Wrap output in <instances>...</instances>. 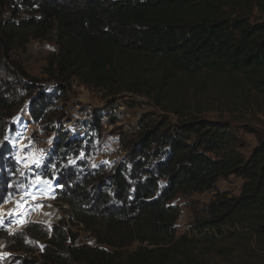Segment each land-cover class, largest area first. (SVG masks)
I'll return each instance as SVG.
<instances>
[{
	"label": "trees",
	"instance_id": "16d2710c",
	"mask_svg": "<svg viewBox=\"0 0 264 264\" xmlns=\"http://www.w3.org/2000/svg\"><path fill=\"white\" fill-rule=\"evenodd\" d=\"M33 40L57 47L44 68L54 82L48 89L18 56ZM232 73L264 98V0H0V206L22 193L12 185L20 175L8 139L22 104L50 131L76 78L114 95L148 97L179 116L139 125L113 166L91 161L103 110L90 111L74 134L62 133L38 171L54 181L55 199L69 216L51 227L31 221L12 234L0 229L11 252L4 262L201 264L183 243L242 229L264 247V135L251 131L258 142L246 156L229 121L185 118L166 104ZM150 117L143 114L139 124ZM232 175L243 179L239 195L216 190ZM208 190L216 193L193 209L192 230L212 233L178 235L175 199ZM81 231L91 242L81 241Z\"/></svg>",
	"mask_w": 264,
	"mask_h": 264
},
{
	"label": "rangeland",
	"instance_id": "374dc122",
	"mask_svg": "<svg viewBox=\"0 0 264 264\" xmlns=\"http://www.w3.org/2000/svg\"><path fill=\"white\" fill-rule=\"evenodd\" d=\"M254 16H259L257 11ZM56 49V45L52 42L33 40L25 52L18 53L28 73L35 76L43 88L48 89L54 84L53 81L46 80L44 68L47 65V56L55 52ZM16 80L9 79L11 84ZM141 97L144 96L125 92L114 95L105 89L80 83L75 78L67 97L58 103V105L64 106L65 110L59 114L60 119L50 125V131H44L41 125L35 124L30 117L27 102L22 104L13 119L15 127L9 132L8 139L14 148L13 158L20 175L12 185L22 188V193L15 196V198L20 196V199L15 201L19 205H23L24 208L20 210H11V208L10 211L13 215L5 223L1 224L0 222V229L8 234L23 230L31 221L19 228H13L20 213L38 206L49 207L55 209L56 212L58 210L55 221L46 223L33 220L32 222H41L51 227L58 223L60 218L69 216L64 211L66 206L55 199L56 185L54 181L41 175L38 168L44 163L47 153L62 133L74 134L82 129L79 122L87 119L90 111L100 109L104 111L105 116L102 123L103 134L95 143L91 161L93 163H108L110 166L124 159L128 146L138 136L136 124L149 125L148 122L151 120L163 116L169 117L172 121L178 120L177 113L165 110L152 100L148 102L150 100L148 97ZM145 101L148 102V105L143 107ZM166 104L181 108L186 114L185 118L229 121L234 132L245 144L241 148V152L246 156L251 153L258 142L256 134L251 131L255 130L264 135V98L251 89L244 81L242 74L239 73H232V76L229 77L216 75L204 85L202 90L200 89L194 94L188 93L185 97L174 95L172 101L168 100ZM145 113H150L151 117L139 124L141 116ZM110 117L116 121L111 123ZM47 124L48 122L44 126ZM29 126L34 127V132L30 136H26ZM20 141L22 143L19 144ZM242 185L243 179L232 175L228 178H221L217 182L216 190L227 191L230 195H239ZM216 190L187 196L179 195L175 199L180 207V223L176 225L178 235L186 232L190 237L202 238L205 233L196 230L197 234H195L194 229L192 230L193 209L208 204L214 198ZM42 191L50 193L49 199L34 200V197ZM12 199L14 198L9 197L4 203ZM73 228L77 229L78 227ZM208 233L211 234L212 231ZM80 234L82 242H91L88 233L81 231ZM251 235L250 230L242 229L232 237H219L214 241H211L212 238H205L200 239L198 243L183 244L190 247V249L184 248L193 253V256H196L201 264H264V247H259ZM10 255L6 239L0 235V262H4ZM10 264L15 263L11 262ZM176 264L184 263L177 262Z\"/></svg>",
	"mask_w": 264,
	"mask_h": 264
},
{
	"label": "bare ground",
	"instance_id": "6f19581e",
	"mask_svg": "<svg viewBox=\"0 0 264 264\" xmlns=\"http://www.w3.org/2000/svg\"><path fill=\"white\" fill-rule=\"evenodd\" d=\"M33 128H34L33 126H29L27 128L26 136H30L34 132ZM20 143H22V141H20L19 144ZM49 196H50V193H48L47 191H42V193L34 197V200L40 201V200L49 199ZM19 199H20V196L0 206L1 224L5 223L13 215L11 213L12 211H10L11 208H12L11 210H14V209L20 210L21 208H24L23 205H19V203L15 201V200L18 201ZM57 212L55 209H52L49 207H40V206L32 208L28 211L25 210L22 213H20V216L17 219L16 223H14L13 228H19L25 225L26 222L33 221V220L43 221L46 223H52L53 221H55L54 219L56 217Z\"/></svg>",
	"mask_w": 264,
	"mask_h": 264
},
{
	"label": "built area",
	"instance_id": "2783aa9c",
	"mask_svg": "<svg viewBox=\"0 0 264 264\" xmlns=\"http://www.w3.org/2000/svg\"><path fill=\"white\" fill-rule=\"evenodd\" d=\"M141 98H144V97H141ZM147 99V98H146ZM148 100V99H147ZM148 102H149V100H148ZM148 102H143V107H146L147 105H148ZM135 127H136V129H140V126L138 125V124H136L135 125ZM180 216H179V218H178V221H177V225H179V223H180ZM195 231V234H197V231L196 230H194ZM214 231V230H213ZM206 232H210V230L208 229V228H206V229H204V231H203V233H206Z\"/></svg>",
	"mask_w": 264,
	"mask_h": 264
},
{
	"label": "water",
	"instance_id": "95a60500",
	"mask_svg": "<svg viewBox=\"0 0 264 264\" xmlns=\"http://www.w3.org/2000/svg\"><path fill=\"white\" fill-rule=\"evenodd\" d=\"M12 198H15V196L14 197H12ZM4 203H2L1 205H3ZM12 222H10V224H11Z\"/></svg>",
	"mask_w": 264,
	"mask_h": 264
}]
</instances>
